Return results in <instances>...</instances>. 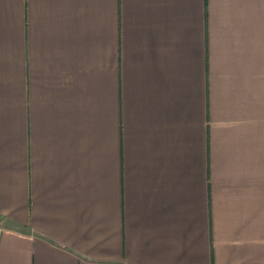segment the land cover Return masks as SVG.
<instances>
[{
  "label": "crops",
  "instance_id": "obj_1",
  "mask_svg": "<svg viewBox=\"0 0 264 264\" xmlns=\"http://www.w3.org/2000/svg\"><path fill=\"white\" fill-rule=\"evenodd\" d=\"M0 264H264V0H0Z\"/></svg>",
  "mask_w": 264,
  "mask_h": 264
},
{
  "label": "built area",
  "instance_id": "obj_2",
  "mask_svg": "<svg viewBox=\"0 0 264 264\" xmlns=\"http://www.w3.org/2000/svg\"><path fill=\"white\" fill-rule=\"evenodd\" d=\"M1 233H2V228L0 227V237H1Z\"/></svg>",
  "mask_w": 264,
  "mask_h": 264
}]
</instances>
